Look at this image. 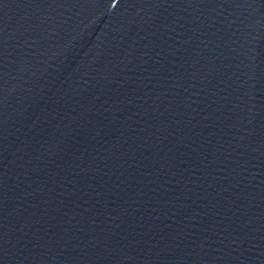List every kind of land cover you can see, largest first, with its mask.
<instances>
[{
  "label": "water",
  "instance_id": "95a60500",
  "mask_svg": "<svg viewBox=\"0 0 264 264\" xmlns=\"http://www.w3.org/2000/svg\"><path fill=\"white\" fill-rule=\"evenodd\" d=\"M0 264H264V0H0Z\"/></svg>",
  "mask_w": 264,
  "mask_h": 264
}]
</instances>
